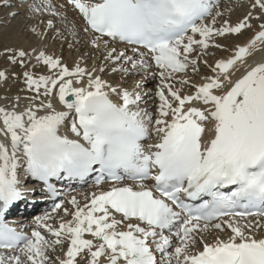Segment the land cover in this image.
Masks as SVG:
<instances>
[{"label":"snow or ice","instance_id":"obj_1","mask_svg":"<svg viewBox=\"0 0 264 264\" xmlns=\"http://www.w3.org/2000/svg\"><path fill=\"white\" fill-rule=\"evenodd\" d=\"M21 4L40 39L82 32L90 50L70 67L43 48L0 49L23 69L0 83L24 85L0 98V264H264V0H243L235 21L219 0L4 6ZM92 174L83 200L56 199L54 181ZM36 184L53 205L29 233L6 215Z\"/></svg>","mask_w":264,"mask_h":264},{"label":"bare ground","instance_id":"obj_2","mask_svg":"<svg viewBox=\"0 0 264 264\" xmlns=\"http://www.w3.org/2000/svg\"><path fill=\"white\" fill-rule=\"evenodd\" d=\"M9 2H10V0H0V22L3 19L4 20H6V19L8 20V19L11 18L9 16V12L10 11L19 10L20 15H18V17H17L18 18V20H17L18 24L16 23L17 24L16 28L15 27H14L15 29L12 28L13 30H11V34H9V36H5V37H8V39L3 38V40L0 41L3 44L9 45V46L23 47V48H25L26 50H29V51L32 48H37V49L43 48L49 54H53L55 56L61 57L63 62L68 64L70 67L74 65V63L77 61V59L81 55H84V54L89 52L90 49L88 47H83L81 44H76L75 43V40H78L81 37H83V33L82 32L79 34V36L73 37L71 35L70 31L65 30L64 36H61L59 39H51V35L52 34H49V37L47 39H40L38 36H36L34 33H32L30 31V28L34 24H37L36 17L32 16L30 13L26 12L25 6L22 5V4L19 6L18 9L15 8V7L10 9V8L4 6V5H7ZM54 2L64 3L65 1L64 0H54ZM219 2H221L222 6H223L222 10L226 9V8H231L233 10L230 14L227 13V12L225 13L226 16L230 15L231 19L233 21H235L242 14V12L244 11V9L240 7V4L243 2V0H219ZM66 11H67V14H68L70 20L71 19H75L79 26L83 25V21L80 20L79 16L75 12L72 11L70 5L66 9ZM48 18H51L49 14L47 16H45V19L44 18H42V19L46 20ZM55 20H56L57 26L61 27L63 29L64 25L61 23L60 18L59 19H55ZM16 24H14V25H16ZM39 27H40V30H43L42 26H39ZM77 30H79V29H77ZM8 32H10V31H8ZM27 32H30V34L28 36H26ZM249 35H250V33H245L244 36L239 37L238 39H239L240 42H243ZM65 37H67V42H65ZM56 40H58L55 43V44H57V49H55V45H54V41H56ZM235 42H236V38H230L229 41H228L229 44H232V43H235ZM5 45H3V46H5ZM72 45H74V46H72ZM61 46H62V48H65V50H64L65 54H63V55H62L63 50H62ZM120 47H123V46H120ZM213 51H216V50H213ZM221 55H227V53L216 51V56H221ZM262 56H264V54L257 53L255 55L254 59L255 60H260L262 58ZM215 58L216 57H211L210 59H215ZM92 62L93 61L91 59H89L87 61L89 66L92 64ZM97 63H99V61H97ZM31 65H35L37 71L44 72V70L41 68V66L36 64L35 60L31 61ZM10 67H11V65L8 64L6 67L0 68V70H3V69H7L8 70ZM204 71L206 72L207 70L205 69ZM44 74H47V73H44ZM203 74L204 73L202 72L201 75H203ZM104 78L108 79L110 81H113V82H119L120 81V76L118 74H112L110 72H106L104 74ZM140 78L141 77L138 76V78L134 77V78L128 79L126 86L131 87L133 85V83L136 80L140 79ZM194 80L196 82H199L200 76L194 77ZM21 81H22L21 82L22 86H21V88H19L20 90L23 89V87H24L23 80L21 79ZM2 84H4V83H0V88L1 89L5 88V90L0 92V98L4 97L6 95L14 96L16 94V92L10 93L11 89L9 87H7V86H2ZM156 84H157V80H149L145 87H149L150 89H155ZM15 91H16V89H15ZM21 94L23 95L22 92H21ZM0 102H3V101L0 100ZM148 106H151V108L154 107V105L151 103V101L149 102ZM93 190H94L93 187L92 188L84 187V188H81L79 190L70 192L69 194L65 195L63 199L66 200V199L70 198L72 195H77L79 199L83 200L84 195L90 193ZM48 211H51V209L48 210ZM42 213L37 214V215H41ZM37 215H35V216H37ZM15 218L16 217H13L12 219H15ZM7 219L10 220L11 218H7ZM20 220H21L20 221V225L27 226L26 231L30 233L32 228L35 226L33 224V221H32L31 224H29L27 222V218L25 216H21ZM33 220H34V218H33ZM209 239H211V237H209Z\"/></svg>","mask_w":264,"mask_h":264},{"label":"rangeland","instance_id":"obj_3","mask_svg":"<svg viewBox=\"0 0 264 264\" xmlns=\"http://www.w3.org/2000/svg\"><path fill=\"white\" fill-rule=\"evenodd\" d=\"M2 12V11H1ZM48 14L47 13H45L43 16L44 17H42V18H44L45 19V16H47ZM18 16H16L15 18H10V19H6V20H2L1 22H0V31L2 32H0V41L1 40H3V38H5V39H8V37H5V36H9V34H11V30H13V29H15L16 28V26H17V24H18V18H17ZM5 21V22H4ZM17 23V24H16ZM12 24V25H11ZM14 24H16V25H14ZM13 26V27H12ZM4 27V28H3ZM15 27V28H14ZM6 28V29H5ZM13 28V29H12ZM3 29V30H2ZM5 29V30H4ZM7 30V31H6ZM4 31V32H3ZM8 31H10V32H8ZM24 32V31H23ZM3 34V35H2ZM27 35L26 36H28L29 34H30V32H27L26 33ZM2 36V37H1ZM52 39V38H51ZM58 40H56V41H54V45H55V49H57V44H55L56 42H57ZM3 45H5V44H3L2 42H0V49L1 48H3L4 46ZM2 46V47H1ZM60 47V46H59ZM61 48H62V46H61ZM62 50H63V53H62V55L63 54H65L64 53V50H65V48H62ZM64 57V56H63ZM8 65V63L5 61V60H3V59H0V68H3V67H6ZM22 68L19 66V65H16V66H12L11 65V67L8 69V72L11 74L12 72H15V73H17L18 75L22 72V70H21ZM39 72V71H38ZM22 81H21V79H17V78H15V77H13V76H11V75H9V79H8V81H7V83H4V84H2V86H7V87H9L10 89H11V91H10V93H14V92H19L20 91V89L19 88H21V86H22V83H21ZM15 89H16V91H15ZM3 90H5V88H2V90H0V92H2Z\"/></svg>","mask_w":264,"mask_h":264}]
</instances>
